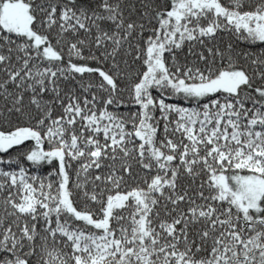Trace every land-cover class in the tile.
Segmentation results:
<instances>
[{
    "label": "snow or ice",
    "instance_id": "snow-or-ice-1",
    "mask_svg": "<svg viewBox=\"0 0 264 264\" xmlns=\"http://www.w3.org/2000/svg\"><path fill=\"white\" fill-rule=\"evenodd\" d=\"M14 120L0 264H264V0H0Z\"/></svg>",
    "mask_w": 264,
    "mask_h": 264
},
{
    "label": "trees",
    "instance_id": "trees-1",
    "mask_svg": "<svg viewBox=\"0 0 264 264\" xmlns=\"http://www.w3.org/2000/svg\"><path fill=\"white\" fill-rule=\"evenodd\" d=\"M245 46L246 45H244L243 43L240 44V47H245ZM186 52H187V47H185V49L183 50V53H186ZM183 53H182V55H183ZM16 124H20L21 126H23L24 121H16V120H14L12 125L0 124V130L5 131V132L10 131V130L13 129V127ZM30 145H31V142L29 141L26 144L19 146V148H13V149H11L10 150V153L5 154V155L15 156L18 153L27 150L30 147ZM46 170H47V168H44V169H41L40 172H45Z\"/></svg>",
    "mask_w": 264,
    "mask_h": 264
}]
</instances>
